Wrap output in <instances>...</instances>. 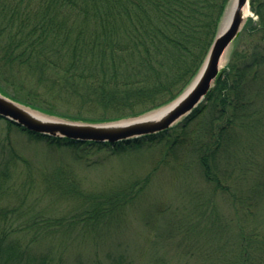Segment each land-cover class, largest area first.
I'll return each mask as SVG.
<instances>
[{
  "label": "trees",
  "instance_id": "obj_1",
  "mask_svg": "<svg viewBox=\"0 0 264 264\" xmlns=\"http://www.w3.org/2000/svg\"><path fill=\"white\" fill-rule=\"evenodd\" d=\"M228 1L0 0V79L16 87L35 77L55 101L41 104L34 96L9 93L1 81L0 93L48 115L87 122L157 109L198 73ZM249 5L257 20L249 17L241 29L248 44L231 52L202 101L166 130L113 143L78 141L33 133L4 119L51 149L73 150L79 161L93 151L122 155L161 146L165 153L154 166L159 171H131L121 182L92 192L77 185L71 167L61 164L66 168L51 173L54 189L73 195L74 210L35 213L13 226L9 209L0 206V264H52V246L35 249L46 238L73 237L86 244L88 237L118 233L159 173L185 185L181 208L187 215L180 219L192 228L184 251L204 264H264V230L251 226L262 184L241 185L247 176L264 179V0ZM64 100L80 103L78 109L87 114L59 109ZM245 135L248 141L241 143ZM6 148L9 156L3 158ZM0 153L2 188L15 151L0 139ZM243 186L258 197L242 193ZM173 233H167L168 241Z\"/></svg>",
  "mask_w": 264,
  "mask_h": 264
},
{
  "label": "rangeland",
  "instance_id": "obj_2",
  "mask_svg": "<svg viewBox=\"0 0 264 264\" xmlns=\"http://www.w3.org/2000/svg\"><path fill=\"white\" fill-rule=\"evenodd\" d=\"M229 3L230 0L225 8L229 6ZM249 17L254 21L257 20V16L250 9V15L244 18L237 35L224 51L225 62L220 70L226 66L233 50H240L245 44H248L250 37L241 29ZM0 81L9 93H16L23 97L34 96L36 101L38 100L37 102L41 104L49 100L55 101V98L51 96L52 91L44 90L36 82L35 77H27L24 84L17 83L16 87H8L1 79ZM58 103L59 109L62 110L66 109L73 113L81 110L78 109L81 107L78 102L68 103L64 100ZM81 113L87 114L84 110H81ZM7 124L4 119L0 120V139L5 145L10 143L14 148L15 158L11 161L14 164H10L8 167L10 175L6 184L0 188V206L9 209L6 214H10L13 218V226L20 225L21 220L25 221L28 215L35 213L55 216L58 213L61 215L70 214L69 212L74 210L75 203L70 201L72 194L64 193L62 195L59 189H54L56 180L51 173L59 166L63 168L65 166L61 165L63 163L71 167L70 176L75 179L77 185H80L86 192H92L107 188L118 181L121 182L124 178H128L131 171L136 174L151 169L159 171V168L154 166L165 153L161 150L163 148L161 146L153 149L143 148L122 155H109L103 151H93L89 156H85L82 161H79L73 150L51 149L42 141L34 140ZM246 141L248 138L245 135L241 143ZM261 144V147H264V144ZM258 149L260 150V147ZM6 154H8L7 148L4 151V155ZM8 156L9 154L3 158ZM261 165L264 167V159H261ZM159 174L157 179L156 177L151 179L148 190L143 195L145 199L129 214L128 222L126 220L127 223L118 229V233H108L102 237L86 236L90 240L86 244L80 243L73 237H70L68 241L60 238H46L39 242L35 249L39 251L38 247L52 246L55 253L58 251L52 256V264H204L205 262L201 258L189 255L182 248L184 240H190V234L187 231H189L188 228L190 230L192 228L186 221L183 222L180 219L181 216L185 218L187 215L186 211L181 208L184 203L182 192L185 185L182 184L180 187L178 179H173L171 182L169 181L171 177L163 178L166 175ZM257 175L255 172L254 176ZM46 176L48 178H45ZM257 179L247 176L241 185L247 184L250 188H259L262 184L263 190L260 188L261 205L256 208V212L253 208L251 216V226L256 225L257 229L262 232L264 230V179L260 181ZM185 183L189 185V182L185 181ZM47 185L52 186L47 188ZM190 186L195 189L200 187L195 182H192ZM249 187L243 186L242 193L248 192L252 197H258V193ZM232 216L234 217L236 214ZM171 230L174 233L168 241L170 234L167 233ZM179 239L181 240L179 241L180 246H178ZM60 255H63V259L60 258Z\"/></svg>",
  "mask_w": 264,
  "mask_h": 264
},
{
  "label": "water",
  "instance_id": "obj_3",
  "mask_svg": "<svg viewBox=\"0 0 264 264\" xmlns=\"http://www.w3.org/2000/svg\"><path fill=\"white\" fill-rule=\"evenodd\" d=\"M232 1L230 0L229 4ZM246 4L250 9L249 0H234L228 21L223 25L228 7L225 8L223 18L221 17L222 21L220 20L221 25L219 23L217 34L201 68L182 93L157 109L163 110L161 115L155 116L152 112L157 110H154L139 116L106 122L70 120L26 107L0 93V117L33 133L52 137H66L78 141L113 143L166 130L188 115L208 93L220 72L219 60L223 52L240 30L244 20L242 11ZM22 107L37 111L50 118L35 117Z\"/></svg>",
  "mask_w": 264,
  "mask_h": 264
},
{
  "label": "bare ground",
  "instance_id": "obj_4",
  "mask_svg": "<svg viewBox=\"0 0 264 264\" xmlns=\"http://www.w3.org/2000/svg\"><path fill=\"white\" fill-rule=\"evenodd\" d=\"M233 5H234V0L231 2V4H229L228 8H227V13H225V17L223 19V25L226 24V22L228 21V18L230 16V12L233 8ZM242 14H243V18H245L246 16L250 15V9H249V6L246 4L244 7H243V11H242ZM225 62V55H224V52L219 60V67H221ZM23 109H25L26 111H28L30 114L34 115L35 117H38V118H41V119H49L50 117H47L37 111H34V110H31V109H28V108H24L22 107ZM155 116H158V115H161L163 113V110H157V111H154L152 112Z\"/></svg>",
  "mask_w": 264,
  "mask_h": 264
}]
</instances>
